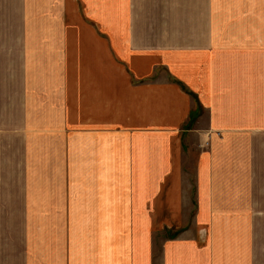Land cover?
Instances as JSON below:
<instances>
[{"label":"crops","instance_id":"crops-1","mask_svg":"<svg viewBox=\"0 0 264 264\" xmlns=\"http://www.w3.org/2000/svg\"><path fill=\"white\" fill-rule=\"evenodd\" d=\"M0 264H264V0H0Z\"/></svg>","mask_w":264,"mask_h":264},{"label":"rangeland","instance_id":"rangeland-1","mask_svg":"<svg viewBox=\"0 0 264 264\" xmlns=\"http://www.w3.org/2000/svg\"><path fill=\"white\" fill-rule=\"evenodd\" d=\"M194 104H195V103H194ZM196 105L198 106V103H197V104H195L194 106H196ZM190 126H191V125H190ZM190 126H189V127H190ZM138 153H139V152H138ZM170 236H171V235H168V237H170Z\"/></svg>","mask_w":264,"mask_h":264}]
</instances>
